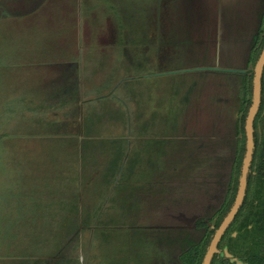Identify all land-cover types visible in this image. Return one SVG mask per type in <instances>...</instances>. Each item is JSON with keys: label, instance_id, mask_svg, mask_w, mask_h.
Masks as SVG:
<instances>
[{"label": "crops", "instance_id": "1", "mask_svg": "<svg viewBox=\"0 0 264 264\" xmlns=\"http://www.w3.org/2000/svg\"><path fill=\"white\" fill-rule=\"evenodd\" d=\"M118 1L0 0V264H83L82 225L118 218L132 192L140 198L169 170L180 74L206 101L188 136L207 139L225 118L226 83L212 90L203 69L196 85L193 70L164 57L162 0L141 8L138 34ZM253 1L255 42L264 0Z\"/></svg>", "mask_w": 264, "mask_h": 264}, {"label": "rangeland", "instance_id": "2", "mask_svg": "<svg viewBox=\"0 0 264 264\" xmlns=\"http://www.w3.org/2000/svg\"><path fill=\"white\" fill-rule=\"evenodd\" d=\"M163 1L162 8L157 10L160 29L157 34L169 46L163 50L164 57L169 55L172 63H178L180 71L193 70L196 85L203 84L204 77L209 78L197 73L203 69L215 74H208L212 76V90L226 83L225 118L212 122L207 139L188 136L192 132L188 124L203 123L201 115L206 113L201 104L206 106V101L201 99L198 89L193 95L189 94L191 89L185 91L190 77L179 75V141L169 145L172 161L164 162L170 168L175 166L177 171L171 169L170 172V168L163 167L162 180L153 183L155 188L149 187L150 191L140 194V198L132 192L129 206L118 210L119 217L110 219V223L82 225L83 264H184L181 255L201 241L211 227L210 219L226 197L236 149L241 93L246 76L254 74L250 55L255 42L253 36L249 39L252 32L250 7L254 1L216 0L214 6L212 0H181L170 9H164ZM115 5H123L130 13L131 31L138 34L140 21L145 20L140 10L146 5L152 8L153 1L126 0ZM152 14H148L147 19L154 30ZM207 35L211 37L209 42L204 41ZM237 71L246 74L243 77ZM223 72H227V82H219L218 74ZM211 97L214 100L216 96L211 94ZM251 97L253 103V94ZM194 132L197 135L198 131ZM69 246L74 248L73 244Z\"/></svg>", "mask_w": 264, "mask_h": 264}, {"label": "trees", "instance_id": "3", "mask_svg": "<svg viewBox=\"0 0 264 264\" xmlns=\"http://www.w3.org/2000/svg\"><path fill=\"white\" fill-rule=\"evenodd\" d=\"M263 48L264 18L250 55V64H254V70ZM253 75L252 73L250 77L246 76L247 80L241 93V108L237 116L236 149L226 197L221 207L210 219L211 227L208 228L201 241L181 255L180 259L184 264H203L215 232L237 198L246 154L245 125L252 104ZM211 264H264V72L261 105L254 121V152L245 199L235 219L222 237Z\"/></svg>", "mask_w": 264, "mask_h": 264}, {"label": "water", "instance_id": "4", "mask_svg": "<svg viewBox=\"0 0 264 264\" xmlns=\"http://www.w3.org/2000/svg\"><path fill=\"white\" fill-rule=\"evenodd\" d=\"M215 70V69H214ZM229 72H233V70H229ZM238 73H243L244 71H237ZM264 72V48L262 53L257 61L255 70H254V85H253V103L248 113L246 119V154L242 167V173L240 178V184L238 189L237 198L233 207L231 208L228 215L225 217L220 227L215 232L211 243L206 252L203 264H211L214 254L217 252V247L224 236L225 232L235 219L237 213L239 212L246 195V189L248 184V175L250 172V166L252 162L253 152H254V121L259 111L261 105L262 98V76ZM227 256H229L227 254Z\"/></svg>", "mask_w": 264, "mask_h": 264}]
</instances>
